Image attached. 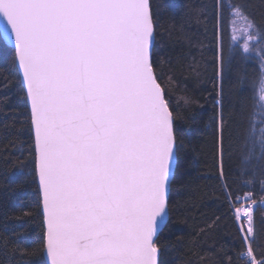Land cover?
Masks as SVG:
<instances>
[{"label":"snow or ice","instance_id":"1","mask_svg":"<svg viewBox=\"0 0 264 264\" xmlns=\"http://www.w3.org/2000/svg\"><path fill=\"white\" fill-rule=\"evenodd\" d=\"M154 8L153 0H0V44L12 45L30 106L28 157L49 264H160L179 112L175 79L157 72ZM211 19L221 73L237 56L258 64L251 81L238 71L235 84L253 94L237 159L238 178L251 185L257 168L264 177V21L241 0H216ZM225 196L247 220L248 241L254 190ZM241 255L264 264V249Z\"/></svg>","mask_w":264,"mask_h":264},{"label":"trees","instance_id":"2","mask_svg":"<svg viewBox=\"0 0 264 264\" xmlns=\"http://www.w3.org/2000/svg\"><path fill=\"white\" fill-rule=\"evenodd\" d=\"M157 18V72L178 86L173 106L179 117V162L170 190L169 216L159 234L160 264H244L241 253L264 249V186L259 168L254 184L237 176L240 140L253 108L249 87H236L238 71L251 81L255 61L239 56L221 73L212 35L216 0H153ZM248 14L264 21V0H241ZM208 17L207 31L204 23ZM225 45L228 43L225 34ZM14 51L0 44V264H47L39 190L28 152L32 146L30 112ZM222 90V95L220 94ZM188 97L185 105L180 99ZM220 101L219 104L216 101ZM259 111V110H258ZM227 185V187H225ZM254 190L256 206L248 241L225 192Z\"/></svg>","mask_w":264,"mask_h":264},{"label":"water","instance_id":"3","mask_svg":"<svg viewBox=\"0 0 264 264\" xmlns=\"http://www.w3.org/2000/svg\"><path fill=\"white\" fill-rule=\"evenodd\" d=\"M6 45H7L8 47H10V48L13 50L11 44H6ZM17 69H18V68H17ZM18 72H19V70H18ZM19 75H20V74H19ZM20 79H21V83H22V77H21V76H20ZM22 86H23V84H22ZM23 89H24V88H23ZM24 92H25V90H24ZM25 95H26V93H25ZM26 101H27V106H28L29 112H30V106H29V103H28L27 97H26ZM174 171H175V168H174ZM42 215H43V214H42ZM167 221H168V217H167L166 220H165V225H166ZM43 224H44V219H43ZM165 225H162V226H161V230H160V232H161L162 229L165 227ZM44 229H45V226H44ZM44 258H45L46 263L49 264V258L47 257V255H46L45 252H44Z\"/></svg>","mask_w":264,"mask_h":264},{"label":"built area","instance_id":"4","mask_svg":"<svg viewBox=\"0 0 264 264\" xmlns=\"http://www.w3.org/2000/svg\"><path fill=\"white\" fill-rule=\"evenodd\" d=\"M248 206L251 208L253 207V205L251 203H248ZM243 256H245V255H243Z\"/></svg>","mask_w":264,"mask_h":264}]
</instances>
